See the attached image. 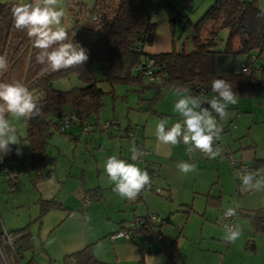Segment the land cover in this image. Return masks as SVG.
I'll return each instance as SVG.
<instances>
[{
    "label": "trees",
    "instance_id": "16d2710c",
    "mask_svg": "<svg viewBox=\"0 0 264 264\" xmlns=\"http://www.w3.org/2000/svg\"><path fill=\"white\" fill-rule=\"evenodd\" d=\"M67 1L70 5L73 0ZM29 2L30 0L27 3ZM16 4L19 3L0 2V55L6 57L8 62L7 68L0 70V82L23 83L40 98L42 113L39 117L25 121L26 134L23 140L30 151L18 156L16 145H12V152L3 157L2 165H6L15 174L13 178H6L10 186L20 173L34 172L37 178L42 175L43 167L54 163L55 157L48 155L47 147L53 132L68 133L67 129L61 130L64 112L74 113L81 122L87 120L86 125L90 124L88 119L93 118V124L102 129L99 121V114L104 106L102 97L105 93L113 94L116 84L132 86L133 89L130 91L137 94L138 103L145 100L142 97V89L151 87L154 95L147 99L149 107L146 109L150 112H155L152 105L161 97L159 92L172 86L189 87L194 95L204 93L207 96V92H210L214 96L211 81L214 78H221L232 85L238 97L247 88L264 89V63L260 64L258 61L264 52V10L259 8L257 0H214L195 22H191L185 12V9L191 7L189 0H95L91 8L79 2L75 11V22L67 30L69 39L85 48L89 59L82 66L57 72L36 62L38 50L33 47V41L27 37L25 31H18L15 28L11 8ZM176 6H180L182 10L174 16L169 14L170 21L180 19L185 25L187 23L191 25L192 49L190 51L172 49L158 54H145L142 49L151 43L156 29L152 15L159 9L165 8L169 11ZM70 9L72 10L71 7ZM223 28L227 29V37L223 47H219L218 33ZM237 53L246 56L248 71L242 72L233 66L224 72L217 71L216 60L220 54L234 56ZM251 55L256 56L254 62L249 61ZM149 60H152L153 74L159 76L152 81L146 79L144 74ZM95 63L101 64L99 68L104 75L102 80L95 76ZM255 66L259 68L257 73L254 72ZM71 73L76 74L81 85L68 90L53 87L55 79ZM102 81L108 85L107 90L100 85ZM81 122L78 124L80 127L83 126ZM130 129L133 127L126 128L125 135ZM144 158L147 168L151 167L152 175L158 174L159 169L151 162L148 154ZM230 164L235 170L231 162ZM247 165L252 171L264 168V157H253ZM141 168L143 169V166ZM235 181L237 196L248 192L240 191V182L237 178ZM87 192L92 196L95 189ZM147 192L150 190L145 194ZM161 192L162 188L157 194ZM145 194L137 199L143 200ZM165 196L169 195L166 193ZM206 196L210 201L214 199L220 201L219 196L212 197L209 194ZM37 203L39 211L35 220L38 222L49 210L69 208L55 197L38 198ZM192 210L191 204H182L179 209L184 215ZM237 215L248 219L251 226L250 234L264 231V205L254 209L237 208ZM168 218L159 217V224L150 221L148 214L134 216L132 220H144L136 232L147 234L154 232L157 227H162ZM234 219L230 220L231 224ZM6 232L13 238L11 251L17 263H21L20 257L33 247L29 223ZM158 243L159 247L152 252L163 250L170 264H178L180 251L176 240L165 242L164 238L160 237ZM92 244L89 242L80 249L64 253L62 263L118 264L98 259L92 250ZM139 246L141 254L148 251L144 246L140 244ZM33 261L34 258L31 257L26 264Z\"/></svg>",
    "mask_w": 264,
    "mask_h": 264
},
{
    "label": "rangeland",
    "instance_id": "374dc122",
    "mask_svg": "<svg viewBox=\"0 0 264 264\" xmlns=\"http://www.w3.org/2000/svg\"><path fill=\"white\" fill-rule=\"evenodd\" d=\"M28 1L0 0L1 3L17 2L19 4L27 3ZM94 1L73 0L72 4L69 5L67 0H59L58 7H62L65 11V16L62 18V25L68 29L74 24L76 17L75 11L78 9L77 3L82 2L88 8H91ZM190 1L191 7L187 9L186 13L191 22L197 21L214 2V0ZM257 4L261 8H264V0H257ZM182 29V31L178 30V34H181L178 49L190 51L192 49L191 25L186 24ZM218 36L219 47H223L225 38L227 37V29H220ZM246 59V56L242 53H237L234 56L220 54L216 61L219 70H227L231 66L235 69L237 67L239 68ZM258 61L260 64L264 63V52L261 53ZM100 66L101 64L99 63L94 64V73L97 78L102 80L104 75L99 68ZM52 85L59 90H68L73 86L81 85V83L77 79L76 74L71 73L68 76L55 79ZM100 85L107 90L108 85L106 82L102 81ZM127 88L128 86L124 84H117L115 85L113 94L105 93L103 95L102 101L104 106L100 111L102 115L101 122L109 119L104 120V116L110 114L113 99L117 97L116 95L122 97L125 92L127 93ZM209 97L212 98L213 95L207 92V98ZM121 99L117 98L116 100L115 111L118 114L120 111H118L117 105L122 101ZM6 118L16 127L18 138L22 143L20 145L22 153L29 152V147L25 140H23L26 134L25 120H13L10 115H7ZM220 123L223 126V132L220 137V146L223 148L221 157L208 159L199 151L189 156L185 151L186 157H182L184 159H169L161 168V173L159 172L156 176L157 186H159V181H164V178H166L165 182L171 184L173 191L177 196L179 195V199H175L173 203L176 200L186 199L194 205L195 210L190 214L187 221L189 228L194 232V264L213 262H217L216 264H244V261L240 262V260H243L245 255L243 250L245 243L243 245V241L244 236H247V229L240 227L241 235L234 242V245L229 248V253H227V245L230 243H226L224 237H222L225 235L223 224L227 223L225 219L222 220V212L226 207L233 206L243 199L245 200V198H254L258 194L264 195V191H249L250 193L247 192L246 194L237 196L234 191L235 171L230 164L231 159L242 160V158H245L241 155L244 156V153L252 150L251 147L247 148V145L251 142H256L259 144V147L261 143H264V89L259 87L247 88L246 92H243L241 97L238 98V103L228 107L227 114ZM77 125L76 123L70 124L67 132L73 130L74 132L72 134L76 135ZM86 128L87 132L80 129L81 132L76 138L66 132L55 131L52 133L49 137L47 153L55 157V162L42 169V178H35V173L33 172H24L17 175L13 179V185L10 186L8 179L0 173V231L3 228L9 231L10 229L19 228L29 223V230L35 237L36 245L22 259L23 264L28 262L29 255L33 251L35 261L30 264H63V255L59 258L54 259L52 257L50 261L48 260L42 250L43 247L45 248L44 244L47 243V246L51 243L57 244L61 238L79 232L85 228V220L88 225L91 222L96 225L102 219L106 220V214L111 209L110 203L104 200H94L91 196L89 201L93 207L90 208V204H86L88 205L86 207L83 203V197L89 193H86L85 189L99 184L104 188L103 191L106 195L114 193L110 192L112 190L108 186L111 183L104 171L106 159L115 154L118 158L127 160L131 153H125V157L118 154L119 150L116 148L119 147V141L126 140L127 138L120 139L118 135L109 136L108 133L113 131V127L109 130L98 129L91 123L86 125ZM100 135L105 137L99 140L97 136ZM102 141L105 147L100 149L98 144ZM181 161L195 162L197 165L196 172L189 173L188 175L180 173L176 165ZM50 167L52 169L46 174ZM82 169L84 171L83 186L80 184ZM67 191H69L68 197H66ZM184 191H187V196L181 197ZM208 191L213 195L220 196L221 203L218 206L215 204L207 205L205 194ZM149 193L157 195L161 200L166 199L152 191ZM39 194L46 198L52 195H55L56 198H64L65 202H68L71 206L70 213L65 215L63 211H60L59 214L61 217L55 219L58 216V212H55L56 214L52 217L49 225L46 222L48 218H46L44 219L43 227L40 228L39 222L35 220L37 214L35 199ZM260 199L262 200V197ZM170 202L167 201L166 203L169 204ZM257 202L255 204H258ZM166 227H170V225L168 224ZM42 242L45 243L42 244ZM4 252L10 264H18L8 243L4 247ZM0 264H3L1 259Z\"/></svg>",
    "mask_w": 264,
    "mask_h": 264
},
{
    "label": "crops",
    "instance_id": "0c3cea01",
    "mask_svg": "<svg viewBox=\"0 0 264 264\" xmlns=\"http://www.w3.org/2000/svg\"><path fill=\"white\" fill-rule=\"evenodd\" d=\"M189 2L191 4L190 0ZM259 8L264 10V8H261L260 6ZM186 11L187 9H185V12ZM152 21L155 23L156 29L154 31L151 43L143 47L142 49L143 52L145 54H158V53L171 51L172 49L179 51L178 47L180 44L181 34L180 33L178 34V30L180 31L183 30L182 28L185 25L183 20L176 19L173 22L170 21L168 10L162 8L154 12V14L152 15ZM216 69L218 72L225 71V69L222 70L218 69L217 62H216ZM236 69H238V67ZM126 86H128L127 93L125 92V94L122 97L116 95L117 97L113 99L111 104L110 114H106L104 116L105 117L104 120L108 118L109 119L116 118L118 119L119 122L118 127H113L112 128L113 131H110L108 135L109 136L118 135L120 139L127 138L126 140L119 141V147L116 148L117 150H119L118 154H120L122 157H125L124 156L125 153L128 154L131 153V146H132L129 137L127 136V134L125 135V130L128 127H133V131L135 132L137 137L141 139L142 144L149 149V153H148L149 159L154 164V166L159 169V172L161 173V168L164 166L165 163H167L169 159L180 160V159H184L182 157H186L185 145L183 143H180L176 146L164 145L158 142L155 137V127L161 119L168 120L167 127H170L173 123L180 121L181 118L179 117V115L173 111L174 103L176 102L178 97L175 96L174 93L172 92L171 90L172 87L162 89L161 92H159L161 94V97L159 99L157 98V100L152 105V109L156 113L150 112L146 110L149 107V103H147V99H151V97L154 95V90L151 87L143 88L142 97L145 100H143L141 103H138L137 94L133 91H130L133 89L132 86L130 85H126ZM244 92H246V89L244 90ZM117 98H122L121 99L122 101H120V103L117 105L118 111H120L119 114L121 116L115 111ZM101 119H102V115L99 114L100 122L102 121ZM88 120L90 124L94 122L93 118H89ZM80 129L81 127L77 125L75 131L76 135L72 134L74 132L73 130H69L68 133L70 135L72 134L76 138L81 132ZM102 137L105 136L103 135L97 136V139L100 140ZM258 145L259 144H257L256 142H251L249 145H247V148L251 147L252 150H248L246 153H244V156L241 155L242 157L245 158L244 159L242 158V160L240 159L239 160L235 159V160L249 163L253 159V157H264V143H261L260 147ZM98 146L100 149H102L103 147H105V144L102 141L99 142ZM127 161L136 163L140 168L142 167V162L140 160L132 161L131 155L129 156ZM50 165L52 164H49V166ZM44 168L45 167H43L42 169ZM51 169L52 168L50 167V169H48L46 174H48ZM41 174L43 175L42 170H41ZM158 174H156V176ZM42 175L39 177L42 178ZM262 175H264V173H262ZM83 178H84V171L82 169L81 181H80L81 186H83L84 183ZM165 181L166 178H164V181L163 180L159 181V186H158L162 188V192L159 195L166 198L165 200H161L157 195L148 192L145 194L143 200L136 199L134 201H129L126 199H122L116 193H109V195H106L103 191L104 188L99 184H96L95 186H90L87 189L84 188L86 193H88L87 191L95 189L94 194H92V199L94 198V200H104L110 203L111 209L106 214V220L102 219V221L96 225H94L93 222H91L88 225L87 221L85 220L84 229L80 230L79 232H76L73 235L67 236L65 238H61L59 240V243L57 244L51 243L49 246H47V243L44 242L45 243L44 244L42 242V244L45 245V248L43 247L42 249L43 253L50 261L52 257H54V259L57 257L59 258L64 253H68L80 249L89 242H92L93 243L92 250L95 256L100 260H104L108 262H116L118 264H154V257H156V258H162V263L165 261L169 263L166 254L163 250H160L159 252H152L159 247L158 241L160 238L158 239L155 236L148 238L146 236V233L145 234L141 232L137 233L136 231L132 236L133 240L132 238L125 239L122 237L111 238V235L117 229L121 228L120 227L121 225H125L127 222L132 220L134 216H142L149 213H153L161 218L169 217L168 220L164 221L163 224L161 225L162 226L161 237L162 239L164 238L165 242L176 240L178 249L180 251L178 264H194V232L191 228H189L187 224L190 214L195 210L194 205L192 202H188L186 199L176 200V202L173 203L175 199H179V195L177 196V194L173 191L171 184H167ZM156 183H157V179L155 178V185ZM113 186H114L113 184H109L108 187L112 190ZM235 186H236V181H235ZM166 193L169 195L168 197L165 196ZM206 194L212 195V197L218 196L211 194L210 191H208ZM174 195L175 198L173 199ZM68 196H69V191H67L66 197ZM183 196H187V191H184V194L181 197ZM50 197L56 198L55 195H52ZM50 197L48 196L47 198ZM261 197L262 200L260 199ZM38 198H46V197L41 196V194L37 195L35 199V202L37 204L36 207L37 214L39 211V207L37 203ZM206 198H207V202H206L207 205L215 204L218 206L221 203V201L218 202L217 199H214V201H210L208 200V196H206ZM57 199L61 201L65 206H68L69 208L63 210L62 209L49 210L39 222L40 228L43 227V224L45 222L44 219L46 218H48L46 222L49 225L52 217L55 216L56 214L55 212H58L57 213L58 216L56 215L57 217L55 219H59L61 217V215L59 214L60 211H63L65 215H68L70 213L71 210L70 204L68 202H65L64 198L59 197ZM167 201H171V202L167 204L166 203ZM256 201H258L257 202L258 204H255ZM88 204H90V208L93 207L90 201ZM182 204H191L193 210L190 211L187 215H184V213L179 211ZM262 205H264V195L258 194L254 198L253 197L245 198V200L243 199L242 201L238 202L233 206H238L237 208L254 209ZM87 206L88 205H86V207ZM225 220L227 221L228 224H231V221L229 219L228 220L225 219ZM168 224L170 225V227H166V225ZM232 224L233 225L238 224L243 229L245 228L247 229V236L246 237L244 236V241H243V245L245 243V246L243 247L245 255L243 257L244 259L240 260V262L244 261V264H264V231L257 232L256 234H250L251 226L248 219L240 215L235 216V219L234 221H232ZM31 235L33 237V246H35L36 245L35 237L33 236L32 232ZM39 239L41 238L39 237ZM248 243H252V245L249 246ZM139 244L141 246H144V248L147 249L148 251H145L143 252V254H141V250L139 249L140 247ZM233 245L234 243H230L227 245V253H229V248L232 247ZM30 252H31L30 250L25 251L24 255L20 257V261L22 264H23L22 259L25 258V255L29 254ZM31 257H33L35 261L34 251L32 252V254L29 255V258ZM139 260H141L140 263ZM216 263L217 262L207 263V264H216Z\"/></svg>",
    "mask_w": 264,
    "mask_h": 264
},
{
    "label": "clouds",
    "instance_id": "9594fccd",
    "mask_svg": "<svg viewBox=\"0 0 264 264\" xmlns=\"http://www.w3.org/2000/svg\"><path fill=\"white\" fill-rule=\"evenodd\" d=\"M59 0H30L29 3L13 5L11 8L14 26L18 31H25L37 49L35 60L40 65L57 72L64 69L82 66L89 59L85 48L69 39L68 30L62 25L65 11L58 7ZM7 59L0 55V70L7 68ZM246 70V69H244ZM172 92L178 97L173 111L181 118L179 122L167 127L168 120L161 119L155 127L158 142L176 146L183 143L186 154L196 151L208 159H216L223 154V148L216 142L220 140L223 126L220 123L230 105L238 103V93L232 85L221 78L211 81V90L215 94L208 99L204 93L192 94L186 86H172ZM207 105V106H205ZM42 113L40 98L35 96L23 83L0 82V160L12 152V145H17L16 154L22 155V144L18 138L13 120H30ZM143 152L135 143L131 146V160L137 161ZM184 175L197 170L195 162L181 161L176 165ZM112 191L122 199L134 201L139 194L151 186V177L147 170L136 163L111 155L104 164ZM264 168L255 171L240 168L235 172L239 180L240 191H264ZM238 206L226 207L223 219L235 217ZM224 241L234 243L241 235L240 226L223 224ZM154 264H162V258L154 257Z\"/></svg>",
    "mask_w": 264,
    "mask_h": 264
},
{
    "label": "built area",
    "instance_id": "2783aa9c",
    "mask_svg": "<svg viewBox=\"0 0 264 264\" xmlns=\"http://www.w3.org/2000/svg\"><path fill=\"white\" fill-rule=\"evenodd\" d=\"M182 10V8L180 6H176L175 9H171L169 10V14L174 16L177 12H180ZM256 60V56L255 55H251L250 58H249V61L251 62H254ZM151 65H152V60H149L148 63H147V67L145 68V76H146V79L148 80H153V79H157L159 78L158 75H154L153 72H152V69H151ZM239 71H242V72H245V71H248L249 69V66H248V63L244 62L240 65V67L238 68ZM246 69V70H244ZM259 71V68L255 66V69H254V72L257 73ZM80 120L75 116L74 113L70 112V111H66L64 112V115L62 117V123H61V130H66L69 128L70 124L71 123H76V124H80ZM83 124V126L81 127L82 131H87V128H86V124L88 123L87 120H83L81 122ZM119 125V122H118V119H109V120H105L103 122H101L100 124V128L102 129H105V130H109L111 129L112 127H118ZM127 136L129 137L131 143H135L136 146L138 148L141 149V151L143 152V156L138 159L142 162V166H143V169L147 170L150 177H151V186L150 187H146L140 194L138 197H142L146 191H152L154 193H157L159 191H161V188L156 186L155 185V178H156V175H152L153 172L150 167L147 168L146 166V163H145V158L144 156L146 154L149 153V149L146 148L143 144H142V141L139 137H137V135L135 134V132L133 131V129H130L127 133ZM218 145H220V140L216 142ZM232 163V166H234L235 168V172L240 169V168H246L249 170L248 168V165L247 163L245 162H242V161H236L235 159H231L230 161ZM3 164V159L0 160V167H1V173L3 174V176L5 178H13L15 176L14 172L12 170H9L8 167H6V165H2ZM91 198V195L90 194H86L84 197H83V203L86 205L88 204L89 200ZM222 216H223V213H222ZM143 219V218H142ZM142 219H135V220H130L129 222H127L123 227L117 229L112 235H111V238H116V237H122V238H125V239H130L136 229L139 227L140 223H142L144 220ZM148 219L156 224H159V217L156 216L155 214L153 213H149L148 214ZM229 220H233L234 217L232 218H228ZM146 236L148 238H151L153 236H155L156 238H160L161 237V227H157L156 230L154 232H149L146 234ZM9 244L10 246H12V237L9 233L6 232V230L3 228L1 231H0V259L2 260V263L3 264H10L7 256L5 255V252H4V247L6 244ZM18 264H21V263H18Z\"/></svg>",
    "mask_w": 264,
    "mask_h": 264
},
{
    "label": "water",
    "instance_id": "95a60500",
    "mask_svg": "<svg viewBox=\"0 0 264 264\" xmlns=\"http://www.w3.org/2000/svg\"><path fill=\"white\" fill-rule=\"evenodd\" d=\"M162 264H169L167 261L163 262Z\"/></svg>",
    "mask_w": 264,
    "mask_h": 264
}]
</instances>
